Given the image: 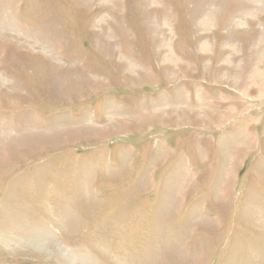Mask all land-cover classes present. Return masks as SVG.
Wrapping results in <instances>:
<instances>
[{"label":"rangeland","instance_id":"1","mask_svg":"<svg viewBox=\"0 0 264 264\" xmlns=\"http://www.w3.org/2000/svg\"><path fill=\"white\" fill-rule=\"evenodd\" d=\"M0 264H264V0H0Z\"/></svg>","mask_w":264,"mask_h":264}]
</instances>
